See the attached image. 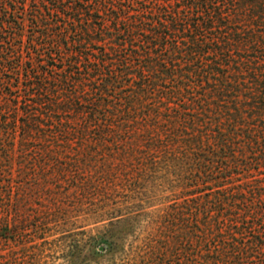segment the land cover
Returning <instances> with one entry per match:
<instances>
[{
	"label": "trees",
	"instance_id": "1",
	"mask_svg": "<svg viewBox=\"0 0 264 264\" xmlns=\"http://www.w3.org/2000/svg\"><path fill=\"white\" fill-rule=\"evenodd\" d=\"M5 1L1 80L16 62L5 45L24 36L7 4L16 1ZM122 2L76 8L90 17L84 41L71 42L69 30L34 15L42 31L30 44L53 48L43 62L62 49L72 59L49 81L32 79L27 87L23 140L33 164L65 161L77 189L96 186L92 193L103 195L125 189L123 174L130 182L152 159L174 168L179 187L215 182L217 191L186 199L183 223L173 230L193 252L186 264L212 248L234 264L247 255L263 264L264 173L239 184L228 173L241 165L239 155L250 172L254 164L264 168V0H156L140 12ZM72 44L82 49L74 53Z\"/></svg>",
	"mask_w": 264,
	"mask_h": 264
},
{
	"label": "rangeland",
	"instance_id": "2",
	"mask_svg": "<svg viewBox=\"0 0 264 264\" xmlns=\"http://www.w3.org/2000/svg\"><path fill=\"white\" fill-rule=\"evenodd\" d=\"M15 1L7 4L23 23L24 36L5 45L14 52L16 62L2 70L0 79V264H149V260L150 264H186L185 257L193 252L187 250L184 235L173 232L183 223L179 214L188 197H204L217 191L219 184L179 187L174 168L155 166L152 159L144 172L131 175L130 182H124L123 174L125 189L121 186L116 193L103 195L92 193L96 186L83 192L77 189L65 161L48 167L33 164L31 147L23 140L25 105L32 91L27 87L32 79L49 81L55 70L67 69L72 59V53L62 49L53 51V58L43 62L46 58L41 54L51 55L53 48L30 44L42 31L34 15L45 16L58 31L69 30L71 42L84 41L82 27L90 17L76 8L85 3L94 9L98 0H64V4L55 0ZM155 1L126 0L122 4L140 12ZM5 5L6 1L0 0V8ZM81 49L79 44L71 46L74 53ZM82 62L81 67H85L86 60ZM9 79L12 81L7 83ZM239 157L241 165L228 173L233 175L229 181L239 184L264 173L256 164L250 172V163ZM111 222L117 224L111 226ZM250 226L256 227L252 220ZM213 251L194 259L198 264L235 263V259L227 260L231 254L222 251L217 256ZM258 256L247 255L239 263H258Z\"/></svg>",
	"mask_w": 264,
	"mask_h": 264
}]
</instances>
